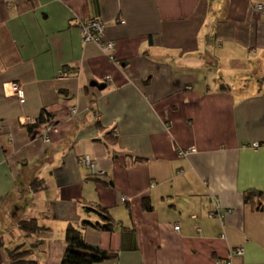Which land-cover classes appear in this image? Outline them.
I'll list each match as a JSON object with an SVG mask.
<instances>
[{
  "label": "crops",
  "instance_id": "obj_1",
  "mask_svg": "<svg viewBox=\"0 0 264 264\" xmlns=\"http://www.w3.org/2000/svg\"><path fill=\"white\" fill-rule=\"evenodd\" d=\"M258 4L0 0V264L36 240L38 263L60 264L67 225L105 223L96 206L115 224L83 226L88 244L115 255L100 264H264ZM86 19L102 22L109 52L82 40ZM5 82L20 86L22 104ZM41 111L55 131L45 134L46 122L30 133ZM248 190L262 195L246 200ZM30 218L40 234L19 229Z\"/></svg>",
  "mask_w": 264,
  "mask_h": 264
},
{
  "label": "trees",
  "instance_id": "obj_2",
  "mask_svg": "<svg viewBox=\"0 0 264 264\" xmlns=\"http://www.w3.org/2000/svg\"><path fill=\"white\" fill-rule=\"evenodd\" d=\"M52 115L41 111L38 117L32 124H28L26 127L30 133L34 131L40 125L49 122ZM105 136L109 141L113 142L111 138L112 132L105 133ZM252 195L261 196V192L248 190L245 193V199H249ZM143 209L149 211L152 209L151 204L148 201H143ZM89 211H92L105 221L104 224L91 223L84 221L82 224L92 226L96 229L110 231L114 227L112 219L106 214V211L99 206L90 207ZM83 226L75 227L71 224L67 225L64 230V243L65 250L61 257L60 264H100L107 260H112L115 255L104 250L99 249L96 246L88 244L83 235ZM19 229L28 236L40 234L44 228L39 226L35 218L20 220L18 222ZM41 241L36 240L28 247L24 244H20L14 248L7 250V264H39L37 259L34 258L35 248L41 246ZM1 246V241H0Z\"/></svg>",
  "mask_w": 264,
  "mask_h": 264
},
{
  "label": "built area",
  "instance_id": "obj_3",
  "mask_svg": "<svg viewBox=\"0 0 264 264\" xmlns=\"http://www.w3.org/2000/svg\"><path fill=\"white\" fill-rule=\"evenodd\" d=\"M257 10H264V6L262 4H258L255 6ZM78 27L81 32V38L83 41H92L96 43L104 52H109L114 43L112 41H105L103 39V32H104V27L101 21L98 20H93V19H86V20H81L78 22ZM111 56V55H110ZM62 76H66L67 73L61 71L60 72ZM109 80V78H107ZM3 93L7 97H13L15 98L18 103L22 104L24 102V94L23 91L21 90L20 86L16 84L15 82H5L3 84ZM73 112L75 110H72ZM52 131H55V124L53 122H47L45 126V134L50 133ZM45 141H48V136H44ZM259 144L253 143L252 147H257ZM195 148L189 147V148H184L178 151L179 156H186L190 153H194ZM82 162L90 168L92 171H96V164L90 160L88 156H85L82 159ZM97 173H102L101 171ZM125 198H122L124 200ZM219 209L217 206L215 207V210L217 211ZM230 210H226V212H229ZM224 214V213H223ZM222 215V213H221ZM174 230L179 229V225L175 224L174 225ZM232 254L236 255H241L242 254V249H236L232 252ZM229 258L230 256H227L225 259L221 260L219 264H229Z\"/></svg>",
  "mask_w": 264,
  "mask_h": 264
},
{
  "label": "rangeland",
  "instance_id": "obj_4",
  "mask_svg": "<svg viewBox=\"0 0 264 264\" xmlns=\"http://www.w3.org/2000/svg\"><path fill=\"white\" fill-rule=\"evenodd\" d=\"M208 73L211 74V75H213V77H214L215 74H221V69H220L219 67H214V66H212V67L208 70Z\"/></svg>",
  "mask_w": 264,
  "mask_h": 264
},
{
  "label": "water",
  "instance_id": "obj_5",
  "mask_svg": "<svg viewBox=\"0 0 264 264\" xmlns=\"http://www.w3.org/2000/svg\"><path fill=\"white\" fill-rule=\"evenodd\" d=\"M92 85H94V83ZM103 87H104L103 85L98 86L99 89H102Z\"/></svg>",
  "mask_w": 264,
  "mask_h": 264
}]
</instances>
